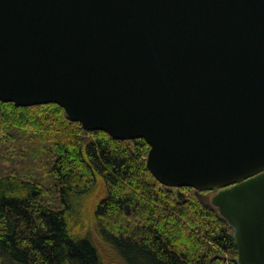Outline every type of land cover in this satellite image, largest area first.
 Instances as JSON below:
<instances>
[{"label":"water","instance_id":"obj_1","mask_svg":"<svg viewBox=\"0 0 264 264\" xmlns=\"http://www.w3.org/2000/svg\"><path fill=\"white\" fill-rule=\"evenodd\" d=\"M0 101L143 138L163 185L220 188L264 264V0H0Z\"/></svg>","mask_w":264,"mask_h":264},{"label":"trees","instance_id":"obj_2","mask_svg":"<svg viewBox=\"0 0 264 264\" xmlns=\"http://www.w3.org/2000/svg\"><path fill=\"white\" fill-rule=\"evenodd\" d=\"M149 150L85 130L57 103L0 101V264H102L74 229L80 199L98 188L93 216L125 264H240L234 228L200 197L208 189L163 185Z\"/></svg>","mask_w":264,"mask_h":264},{"label":"rangeland","instance_id":"obj_3","mask_svg":"<svg viewBox=\"0 0 264 264\" xmlns=\"http://www.w3.org/2000/svg\"><path fill=\"white\" fill-rule=\"evenodd\" d=\"M8 165V164H6ZM32 165H27L24 167L26 171H32L34 172L35 168H32ZM24 170V171H25ZM35 174L38 175V173H41V168L39 170H35ZM34 174V175H35ZM30 175V174H29ZM30 177H33L30 175ZM220 188H211L208 189L206 193H200L201 199L210 205H213L212 198L213 196L218 192ZM100 189L92 191L87 196L82 197L79 201V205H84L82 208L77 212L76 218H78V221L84 220V223L81 228L82 231H80V228L77 229V226H74L75 231L81 233V235L89 233L90 238L94 241V243L98 246L101 255H102V264H125V259L122 256V254L114 249L111 245L109 246V243H107L105 239V234L102 231L101 226L96 221L95 217L93 216V208L95 204V200L97 199L98 195L100 194ZM81 202V204H80ZM78 205V206H79ZM81 223V222H79Z\"/></svg>","mask_w":264,"mask_h":264}]
</instances>
